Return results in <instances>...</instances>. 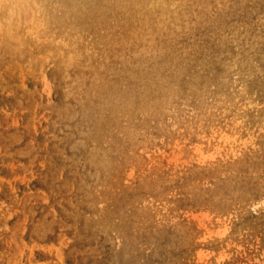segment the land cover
<instances>
[{
	"label": "rangeland",
	"instance_id": "rangeland-1",
	"mask_svg": "<svg viewBox=\"0 0 264 264\" xmlns=\"http://www.w3.org/2000/svg\"><path fill=\"white\" fill-rule=\"evenodd\" d=\"M93 4L0 0V264H264V0ZM174 43L201 47L204 96L112 127L121 149L89 162L94 77Z\"/></svg>",
	"mask_w": 264,
	"mask_h": 264
},
{
	"label": "bare ground",
	"instance_id": "bare-ground-1",
	"mask_svg": "<svg viewBox=\"0 0 264 264\" xmlns=\"http://www.w3.org/2000/svg\"><path fill=\"white\" fill-rule=\"evenodd\" d=\"M59 5L65 0H52ZM81 3L93 4L94 9H100V13H107L115 16L127 15L130 10L137 18L149 17L151 9L147 7H138L135 2H150L153 5H168L174 3L183 6L186 0H80ZM110 4L108 7L106 4ZM136 8L134 10L132 8ZM102 5V8H100ZM159 7V6H158ZM159 9H161L159 7ZM249 44L245 45L238 52V61L241 64H250L252 61L248 58L245 51ZM200 46L193 43L186 45L147 47L138 57L139 68L135 71L129 68L113 70L105 74L104 77H94V85L91 87L89 99L84 104L85 119L96 124L91 131L86 134L85 145L87 147V159L95 164L107 165L111 161L113 153L121 149L119 143L111 138L105 143L104 132L115 129V132L124 131L127 136L130 124L134 119H140L141 114L145 113L144 119L149 118L153 125H162L164 123L165 111L174 102L176 95L183 94L186 98L192 95L203 97L202 89L205 84L211 81L210 77L204 75V72L191 69L193 63L199 62L198 55ZM214 50L216 49L213 47ZM181 51L184 53L182 54ZM260 58L258 52L257 59ZM220 63L214 65L211 69L214 71V78H218ZM227 66H223V73L228 71ZM184 83V86L182 85ZM205 89V88H204ZM206 115L209 111L202 106ZM132 130L138 133L142 132L139 126L132 127ZM134 161V159H124L125 163Z\"/></svg>",
	"mask_w": 264,
	"mask_h": 264
}]
</instances>
